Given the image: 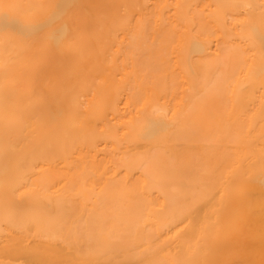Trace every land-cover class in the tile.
<instances>
[{
  "label": "bare ground",
  "instance_id": "6f19581e",
  "mask_svg": "<svg viewBox=\"0 0 264 264\" xmlns=\"http://www.w3.org/2000/svg\"><path fill=\"white\" fill-rule=\"evenodd\" d=\"M0 264H264V0H0Z\"/></svg>",
  "mask_w": 264,
  "mask_h": 264
}]
</instances>
